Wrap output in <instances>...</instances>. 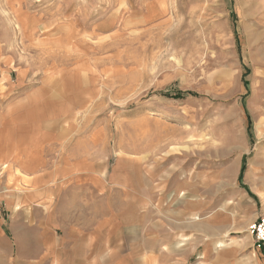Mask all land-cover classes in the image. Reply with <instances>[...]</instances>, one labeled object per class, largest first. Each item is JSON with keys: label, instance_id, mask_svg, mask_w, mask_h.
Segmentation results:
<instances>
[{"label": "rangeland", "instance_id": "1", "mask_svg": "<svg viewBox=\"0 0 264 264\" xmlns=\"http://www.w3.org/2000/svg\"><path fill=\"white\" fill-rule=\"evenodd\" d=\"M262 219L264 0H0V264H264Z\"/></svg>", "mask_w": 264, "mask_h": 264}, {"label": "built area", "instance_id": "2", "mask_svg": "<svg viewBox=\"0 0 264 264\" xmlns=\"http://www.w3.org/2000/svg\"><path fill=\"white\" fill-rule=\"evenodd\" d=\"M252 228L255 233L258 246L264 245V219H262L261 222L253 224Z\"/></svg>", "mask_w": 264, "mask_h": 264}, {"label": "crops", "instance_id": "3", "mask_svg": "<svg viewBox=\"0 0 264 264\" xmlns=\"http://www.w3.org/2000/svg\"><path fill=\"white\" fill-rule=\"evenodd\" d=\"M197 219L198 218H195V220H197ZM216 245H218L217 248L219 249V251H222V241L217 242Z\"/></svg>", "mask_w": 264, "mask_h": 264}, {"label": "bare ground", "instance_id": "4", "mask_svg": "<svg viewBox=\"0 0 264 264\" xmlns=\"http://www.w3.org/2000/svg\"><path fill=\"white\" fill-rule=\"evenodd\" d=\"M202 264V263H201Z\"/></svg>", "mask_w": 264, "mask_h": 264}]
</instances>
